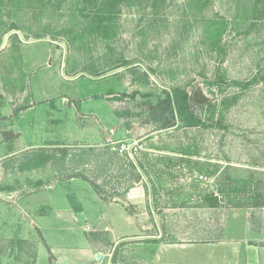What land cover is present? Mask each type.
Returning a JSON list of instances; mask_svg holds the SVG:
<instances>
[{"label":"rangeland","instance_id":"1","mask_svg":"<svg viewBox=\"0 0 264 264\" xmlns=\"http://www.w3.org/2000/svg\"><path fill=\"white\" fill-rule=\"evenodd\" d=\"M115 1L99 21L100 0H0V149L24 150L16 156L18 182L8 184L20 173L0 164V264L63 263L45 253L47 246L79 257L86 233L58 211L80 205L96 216L106 202L94 201L95 190L112 201L122 196L138 161L150 204L164 221L174 209L163 201H185L175 211L188 226L219 229L225 209L235 206L264 229V0ZM198 86L209 97L191 106L201 124L183 126L174 113L176 125L160 128L170 116L165 92L180 87L192 94ZM31 106L36 112L25 121L37 122L23 126L21 139L9 137L17 113ZM108 113L121 137L135 139L126 154L108 150ZM75 125L79 135L72 134ZM58 141L64 146L48 156L44 146ZM73 176L94 187L67 182V198L61 187H48ZM28 179L32 186L22 185ZM27 194L36 207L25 205L29 212L48 210L45 237L10 222L12 215L24 219L15 201ZM209 194L221 206H199ZM110 248L84 263L121 264L133 251ZM196 252L174 249L161 257L204 261Z\"/></svg>","mask_w":264,"mask_h":264},{"label":"crops","instance_id":"2","mask_svg":"<svg viewBox=\"0 0 264 264\" xmlns=\"http://www.w3.org/2000/svg\"><path fill=\"white\" fill-rule=\"evenodd\" d=\"M46 107L47 105H44L42 108ZM31 111L36 112V108L31 106L24 110V112L17 113L15 123L16 131L14 133L8 131L9 137L15 136V140L21 139L24 136L22 131L23 126H34V118L28 123L25 121L27 114ZM50 112L53 113L52 111ZM11 119H15V116L14 118L11 117ZM106 120L107 122H111L112 120V123H107L111 126L109 133L107 132L105 137H103L105 138L106 145L109 146L108 150H117L116 148L114 149L113 146L117 147L121 142L130 144L132 141H135V139L121 137L123 128L118 125L119 123H115L114 114L108 113ZM107 124L104 125V128H108V126H106ZM80 131L81 129L77 131L75 125L72 134L79 135L77 132ZM131 131L132 129L129 127L126 132L128 133ZM91 136L93 137L92 134ZM11 139L12 138H10V140ZM138 140H141V138H138ZM64 144L65 141H58L53 144H47L44 148H47L46 153L49 156L55 151H58L55 148H61ZM29 145L31 144H28L26 147L28 148L27 150H29ZM2 147L3 145L1 144L0 148ZM21 152H24V150L13 151L8 149L2 151V149H0V164L2 162H4V165H9L11 163L10 166L13 165V168L6 169L10 172L14 170L19 172V168L16 167L18 163L16 156ZM61 152H63V150L59 151V155ZM118 152L119 154H126V152ZM138 163L140 166L141 162L138 161ZM133 164L136 167V171L134 169L136 172V179L127 186L128 188L124 191L122 196L114 197L112 201L109 198L105 199L99 196V192L94 189V201L100 200L106 202L103 209L99 214H96V216H94L93 213H88L87 209L82 208V206L80 207V205H78L79 207L77 208H64L58 211L59 215H61L60 217L64 219H60L61 221L70 223L74 221L76 225L86 233V238L83 240L84 244L78 246L83 247L80 249L81 253L79 257L72 254L68 258L63 257L60 253L56 252V249L50 248L51 246L44 248L46 254L47 251H50L59 261L63 262L61 264H76L81 262L85 264L84 262H90L92 256L98 259L97 254L102 252L105 247H111L110 250L112 253L115 251L116 247H133V251L128 257L127 255H123L125 260L122 262L120 260L116 261L121 262V264H264V229L257 226L255 221L257 219L254 218L255 220H253V214L251 215V213H249L250 211H238L239 208L235 206L231 209H225L222 218L224 221L219 229L210 226V224L205 227L204 225L188 226L189 224L183 221V219L176 214L178 212L175 211V209L183 208L186 202L170 203L168 201H163L164 205L171 206V208L174 209L170 213L171 217L169 216V218H166L164 221L157 212L158 209L153 208L150 204V199L147 196L149 188L148 181H146L145 176L141 174L142 172L138 164ZM4 165L2 166L3 168H5ZM49 167H52V165L50 164ZM141 168L143 169L144 166L141 165ZM33 169L32 167V170ZM53 169L58 170L57 167ZM11 176V179H9L10 181H6L8 184H13L15 181L18 182L22 174ZM67 182L73 184L80 182L90 190L94 187L88 180L80 179L75 176L71 179L52 182L48 187L55 188L56 186V189L59 187L63 189ZM21 183L26 187L32 186L29 179L26 180V182L22 180ZM11 189L14 188L11 187ZM62 189H60V191H62ZM13 192H15V190H12L11 193ZM28 195L29 194L22 195L15 201V208L21 211L24 219H19L20 222L18 221L17 223L12 215L10 222L13 227L16 225L17 228L22 227L26 229V234L28 235L31 234L30 228L33 227L38 230L42 237H45V230L47 228L44 227L41 219L44 218L48 210L45 211L42 209V212L38 214L34 213V211L29 212L25 205H31L34 202L30 201ZM63 195L67 198V192L64 189ZM213 197L216 198L214 202L216 201L217 204H210L202 197L204 201L198 205L207 209H215L221 206L222 200L215 194ZM152 202L155 203V201ZM174 203L176 205H174ZM32 208L36 209L35 206H32ZM73 228L75 229L76 227ZM164 237L166 238L164 239ZM173 248L178 250L199 249L200 252L196 253H198L197 255L202 254L200 257L203 258L204 261H194L193 258L195 255L191 256L192 259H190V261L187 259H180L178 253L182 251H177L178 253L176 255L178 259L176 261H164L161 257L162 252L174 250ZM100 254L102 256V253ZM117 258L116 255V259ZM71 259H73L72 262ZM76 260L78 262H76ZM56 262L57 259H54L53 263Z\"/></svg>","mask_w":264,"mask_h":264},{"label":"trees","instance_id":"3","mask_svg":"<svg viewBox=\"0 0 264 264\" xmlns=\"http://www.w3.org/2000/svg\"><path fill=\"white\" fill-rule=\"evenodd\" d=\"M117 2V0L115 1ZM113 4V0H100L99 7L96 8L94 14L96 19H100V12H106L110 9ZM114 7V6H112ZM104 19L105 17L102 16ZM100 21V20H99ZM165 107L163 111L167 112L170 116L166 117L160 128H169L176 125V120L174 119V113L180 117L183 126H198L201 124V120L197 118L192 112V105L195 103L192 101L191 94H189L185 89L180 87H173L171 92H165ZM206 201L210 204H217L215 197L212 194L206 195L204 197Z\"/></svg>","mask_w":264,"mask_h":264},{"label":"water","instance_id":"4","mask_svg":"<svg viewBox=\"0 0 264 264\" xmlns=\"http://www.w3.org/2000/svg\"><path fill=\"white\" fill-rule=\"evenodd\" d=\"M191 98L192 101L197 104H204L206 102L209 101V97L207 96V94L205 93L204 89L202 88V86H198L194 92L191 94ZM97 258L100 259L101 258V254L98 253L97 254Z\"/></svg>","mask_w":264,"mask_h":264},{"label":"built area","instance_id":"5","mask_svg":"<svg viewBox=\"0 0 264 264\" xmlns=\"http://www.w3.org/2000/svg\"><path fill=\"white\" fill-rule=\"evenodd\" d=\"M113 148H116L120 152H128L129 145L125 142H121L117 147L113 146Z\"/></svg>","mask_w":264,"mask_h":264}]
</instances>
